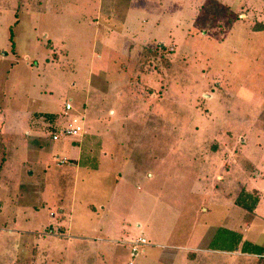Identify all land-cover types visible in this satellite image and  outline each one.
<instances>
[{"label":"rangeland","instance_id":"rangeland-1","mask_svg":"<svg viewBox=\"0 0 264 264\" xmlns=\"http://www.w3.org/2000/svg\"><path fill=\"white\" fill-rule=\"evenodd\" d=\"M67 101L82 133L53 140ZM257 252L264 0H0V264Z\"/></svg>","mask_w":264,"mask_h":264},{"label":"built area","instance_id":"built-area-1","mask_svg":"<svg viewBox=\"0 0 264 264\" xmlns=\"http://www.w3.org/2000/svg\"><path fill=\"white\" fill-rule=\"evenodd\" d=\"M73 109V106L70 102H66L63 110V122L61 123V129L59 132L52 134L53 140H58L61 137L73 138L80 136L83 130V124L81 122V117L70 112ZM145 239L139 238L133 242V248L136 249V246L139 244H144ZM256 258L264 259V253L254 254Z\"/></svg>","mask_w":264,"mask_h":264},{"label":"trees","instance_id":"trees-1","mask_svg":"<svg viewBox=\"0 0 264 264\" xmlns=\"http://www.w3.org/2000/svg\"><path fill=\"white\" fill-rule=\"evenodd\" d=\"M56 115V114H55ZM54 114H49V117H50V119H52V121H56L57 120V117L55 116ZM60 118V117H59ZM61 123L63 122V121H60ZM61 123H55V122H53V123H51L50 125H49V127H50V130H51V132H50V134H51V138H52V134L53 133H55V132H59L60 131V129H61ZM71 139H73V138H71ZM241 192H245V190H242ZM245 193H249V192H245ZM252 195V194H251ZM258 201H259V199L257 198V199H255V201L252 203V205H250V206H248V204L247 203H245V201H243V200H241L240 201V205L242 206V207H245V208H247V209H249V210H253L254 208H255V206H256V204L258 203ZM262 253H264V252H257V253H254V254H262Z\"/></svg>","mask_w":264,"mask_h":264},{"label":"crops","instance_id":"crops-1","mask_svg":"<svg viewBox=\"0 0 264 264\" xmlns=\"http://www.w3.org/2000/svg\"><path fill=\"white\" fill-rule=\"evenodd\" d=\"M112 111V110H111ZM59 140V139H58ZM75 141V140H73ZM70 154V160H71V164H75V167H80V165L78 164V162L81 163V153H80V146H78L76 149L73 147L70 149V151H68ZM61 162H64L63 160ZM64 173V171H62ZM61 212H60V216L59 218H61V215H65V209L60 208ZM65 226L61 224L60 229L65 230ZM133 244V243H132ZM136 250V249H135ZM134 254H136V251L133 252Z\"/></svg>","mask_w":264,"mask_h":264}]
</instances>
